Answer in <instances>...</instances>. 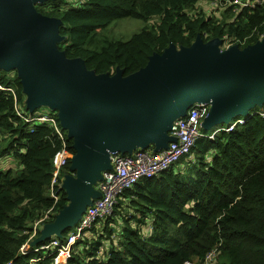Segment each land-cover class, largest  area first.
Wrapping results in <instances>:
<instances>
[{"label": "trees", "instance_id": "1", "mask_svg": "<svg viewBox=\"0 0 264 264\" xmlns=\"http://www.w3.org/2000/svg\"><path fill=\"white\" fill-rule=\"evenodd\" d=\"M201 1L47 0L36 8L62 19L58 47L97 73L120 66L128 75L171 42L189 46L198 34L240 47L264 38V4L227 7L216 16ZM122 17L156 20L127 40L104 33ZM0 85L13 89L0 88V264H206L214 250L216 264H264V105L217 129L202 128L188 154L125 189L113 213L86 228L67 257L57 247L41 248L53 237L30 243L41 234L35 221L47 212L44 222L52 221L68 202L60 186L55 201L50 186L54 158L63 148L74 154L73 140L55 110L64 138L47 123L26 120V94L16 70L1 69ZM7 155L18 161L16 169L3 163ZM70 163L68 158L63 173H70ZM74 230L56 238L65 243Z\"/></svg>", "mask_w": 264, "mask_h": 264}, {"label": "water", "instance_id": "2", "mask_svg": "<svg viewBox=\"0 0 264 264\" xmlns=\"http://www.w3.org/2000/svg\"><path fill=\"white\" fill-rule=\"evenodd\" d=\"M44 1L0 0V70L17 71L29 112L41 105L57 111L75 149L63 181L68 202L31 245L79 221L101 195L96 184L112 167L111 154L168 147L174 120L194 103H210L204 129L264 105V38L220 50V37L198 34L189 46L171 42L128 75L120 66L97 73L58 47L62 19L38 11Z\"/></svg>", "mask_w": 264, "mask_h": 264}, {"label": "built area", "instance_id": "3", "mask_svg": "<svg viewBox=\"0 0 264 264\" xmlns=\"http://www.w3.org/2000/svg\"><path fill=\"white\" fill-rule=\"evenodd\" d=\"M209 3L222 8L232 7L234 11L243 8L253 9L264 4V0H207ZM263 37V35L261 36ZM244 42V41H242ZM1 89L12 91V87L0 85ZM210 108L209 102H196L190 106L185 115H180L173 122V127L170 131L176 137L170 141L168 147L161 148L159 151L147 148H137L131 154L115 153L112 155V167L104 170L103 178L98 181L97 188L101 195L93 200L91 205H88L83 212L79 221L75 224V230L69 234L67 241L62 243L58 238L52 239L49 243H44L41 248L57 247L61 254L69 256L71 246L82 235L83 231L90 227L98 218L109 216L113 213L117 201L121 198L122 192L135 185L143 177H152L159 174L161 171L169 168L174 162L182 156L188 154L194 146L196 139L203 135L202 121L208 114ZM264 115V109L261 111ZM26 120L33 123H47L53 126L59 133L61 138H64V133L58 127L56 113L50 108L34 110L27 112ZM231 125L229 129H232ZM71 154L66 148L60 150L54 158V171L50 186V195L58 200L59 194L57 187L60 182V173L67 164ZM48 213L35 221L36 226L39 221L44 220ZM24 244L21 249L25 250ZM207 256V260L212 253ZM66 260V258H65Z\"/></svg>", "mask_w": 264, "mask_h": 264}, {"label": "rangeland", "instance_id": "4", "mask_svg": "<svg viewBox=\"0 0 264 264\" xmlns=\"http://www.w3.org/2000/svg\"><path fill=\"white\" fill-rule=\"evenodd\" d=\"M53 4H54L53 2H50V3L45 4L44 6L48 7L49 5H53ZM200 4H201L202 8L207 13H212L213 15H216V16H220L222 11H223L222 7H221V9L218 8V9H213L212 10L211 9V5L209 3H207L206 0H202ZM155 20H156V18H153V19H150V20H144V19H141V18H134V17H122L120 19H117L112 24H110L103 31H104L105 34H107L111 38L120 39V40H127L134 33L140 31L141 29H143L144 26L152 24ZM234 44H235L234 41L227 40L226 42L223 41L219 45V47H220V50H225L229 46L234 45ZM26 99H27V95H26ZM38 103L39 104H43L42 100H39ZM20 107H21V105H20ZM45 108L46 109L49 108L48 105H41L40 108H37V110L45 109ZM220 125H222V124H219V125L216 124V126H220ZM213 128L217 129V127H215V126ZM209 130L211 131V129H209ZM113 154H115V153H113ZM113 154H111V162H112V155ZM2 160H3V163H6L7 165L12 167L13 169H16L17 166H18V161L16 159H14L10 155L4 156ZM97 186H98V184H97ZM43 226H44V223H42V222L40 223V221H39V223L35 226V229L36 230L42 229ZM34 234H35V232H34ZM32 236H33V234H32ZM30 245H31V243H30ZM215 257H216V253L213 252L211 257L206 261V264H216Z\"/></svg>", "mask_w": 264, "mask_h": 264}, {"label": "crops", "instance_id": "5", "mask_svg": "<svg viewBox=\"0 0 264 264\" xmlns=\"http://www.w3.org/2000/svg\"><path fill=\"white\" fill-rule=\"evenodd\" d=\"M206 2H208L207 0H206ZM210 5H211V9L213 10V9H218V8H220L221 9V7H219V6H215V5H213V4H211V3H209ZM140 148V147H139ZM119 153V152H118ZM104 171V170H103ZM70 173H72L71 171H70ZM67 174H69V173H67ZM65 173H63V169L61 170V173H60V182H59V186H60V188L62 187L64 190H65V188L63 187V181H64V179H65ZM98 183V182H97ZM96 188H97V184H96ZM95 198H93V200H94ZM46 219H44V220H42V221H40V223L42 222V223H44L45 224V221ZM75 226V225H74ZM51 237H53L52 239H54V238H56L57 237V235H52ZM50 237V238H51ZM51 239V240H52Z\"/></svg>", "mask_w": 264, "mask_h": 264}]
</instances>
